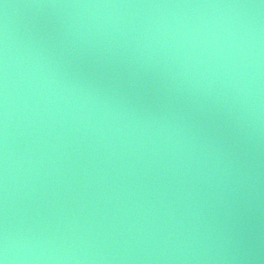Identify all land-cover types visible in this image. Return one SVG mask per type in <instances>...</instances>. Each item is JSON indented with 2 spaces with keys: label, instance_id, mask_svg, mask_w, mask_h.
<instances>
[{
  "label": "water",
  "instance_id": "95a60500",
  "mask_svg": "<svg viewBox=\"0 0 264 264\" xmlns=\"http://www.w3.org/2000/svg\"><path fill=\"white\" fill-rule=\"evenodd\" d=\"M206 26L235 64L156 43ZM59 264H264V0H124Z\"/></svg>",
  "mask_w": 264,
  "mask_h": 264
},
{
  "label": "clouds",
  "instance_id": "9594fccd",
  "mask_svg": "<svg viewBox=\"0 0 264 264\" xmlns=\"http://www.w3.org/2000/svg\"><path fill=\"white\" fill-rule=\"evenodd\" d=\"M84 7H109L108 5H85ZM115 7V6H112ZM153 39H156L153 37ZM156 43L160 47L169 46L176 48L179 51H184L186 48L192 52L199 53V56L207 54L209 58L217 61V68L225 67L227 63L235 64V57L239 54L242 48V42L238 41L234 30L224 29L223 33L214 31L211 27L206 26L204 31L190 30L182 36H177L175 33L168 39H156ZM151 44V41H149ZM188 59H192L189 54ZM200 63L197 57V64ZM8 70L9 62L7 55V41L5 40L3 59L0 60V83L3 85V107L5 114L7 111V87H8ZM21 249H18L15 242L9 237L5 231L0 235V264H11L19 258Z\"/></svg>",
  "mask_w": 264,
  "mask_h": 264
}]
</instances>
